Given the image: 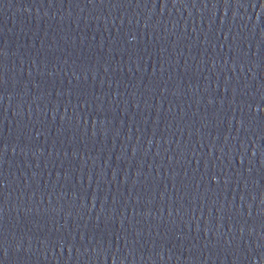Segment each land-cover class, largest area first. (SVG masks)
Here are the masks:
<instances>
[{"label":"water","instance_id":"1","mask_svg":"<svg viewBox=\"0 0 264 264\" xmlns=\"http://www.w3.org/2000/svg\"><path fill=\"white\" fill-rule=\"evenodd\" d=\"M0 264H264V0H0Z\"/></svg>","mask_w":264,"mask_h":264}]
</instances>
